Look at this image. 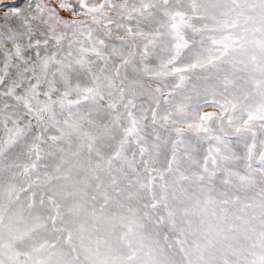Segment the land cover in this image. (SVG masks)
Returning a JSON list of instances; mask_svg holds the SVG:
<instances>
[{"label": "rangeland", "instance_id": "rangeland-1", "mask_svg": "<svg viewBox=\"0 0 264 264\" xmlns=\"http://www.w3.org/2000/svg\"><path fill=\"white\" fill-rule=\"evenodd\" d=\"M195 3L192 23L201 31L185 35L197 51L184 50L179 62L199 59L207 71L196 72L187 90L161 97L158 107L155 81L129 85L138 106L171 112L167 124L153 125L149 110L141 130L129 135L126 112L119 127L94 114L60 141L41 145L36 168L35 154L0 160L4 264H260L264 0ZM225 37L226 50L213 43ZM250 126L255 137L243 131ZM9 163L28 170H9Z\"/></svg>", "mask_w": 264, "mask_h": 264}, {"label": "snow or ice", "instance_id": "snow-or-ice-1", "mask_svg": "<svg viewBox=\"0 0 264 264\" xmlns=\"http://www.w3.org/2000/svg\"><path fill=\"white\" fill-rule=\"evenodd\" d=\"M197 10L195 0L187 6L180 0H0V160L35 154L36 168L41 145L60 141L66 129L94 114L107 115L119 127L126 112L129 135L141 130L149 110L153 125L167 124L171 112L159 114L151 103L138 106L129 85L138 78L155 81L158 107L161 97L167 101L187 90L196 72L207 71L199 59L179 62L184 50L197 51L196 41L185 35V29L201 31L192 23ZM229 39L213 43L226 50ZM259 128L264 131V123ZM243 131L256 135L251 126ZM153 132L161 140L159 128ZM7 167L28 170L27 164Z\"/></svg>", "mask_w": 264, "mask_h": 264}]
</instances>
